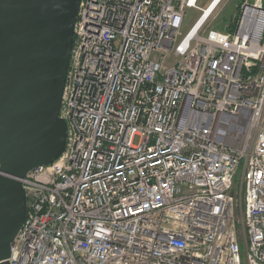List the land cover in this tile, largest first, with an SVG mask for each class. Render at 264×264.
Wrapping results in <instances>:
<instances>
[{"label":"built area","instance_id":"1","mask_svg":"<svg viewBox=\"0 0 264 264\" xmlns=\"http://www.w3.org/2000/svg\"><path fill=\"white\" fill-rule=\"evenodd\" d=\"M222 1L81 0L9 264H264V0L207 29Z\"/></svg>","mask_w":264,"mask_h":264},{"label":"water","instance_id":"2","mask_svg":"<svg viewBox=\"0 0 264 264\" xmlns=\"http://www.w3.org/2000/svg\"><path fill=\"white\" fill-rule=\"evenodd\" d=\"M81 0H0V264L27 212L21 179L65 150L62 95Z\"/></svg>","mask_w":264,"mask_h":264},{"label":"rangeland","instance_id":"3","mask_svg":"<svg viewBox=\"0 0 264 264\" xmlns=\"http://www.w3.org/2000/svg\"><path fill=\"white\" fill-rule=\"evenodd\" d=\"M211 0H200V5L205 7L209 6ZM244 0H223L220 5L215 9L211 20L207 25V29H217L220 31H235L234 18L236 14L241 11V4ZM200 15V12L195 9H189L187 19L183 25L185 32L190 28L195 19Z\"/></svg>","mask_w":264,"mask_h":264},{"label":"bare ground","instance_id":"4","mask_svg":"<svg viewBox=\"0 0 264 264\" xmlns=\"http://www.w3.org/2000/svg\"><path fill=\"white\" fill-rule=\"evenodd\" d=\"M218 0H215V2H217ZM208 8V7H207ZM206 8V11L208 12V11H210L211 10V8H213V5H212V7H210L209 9H207Z\"/></svg>","mask_w":264,"mask_h":264}]
</instances>
